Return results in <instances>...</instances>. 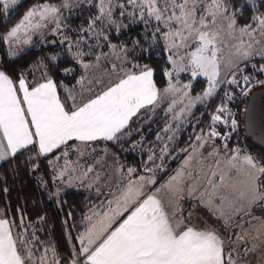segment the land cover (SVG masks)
I'll return each mask as SVG.
<instances>
[{
    "label": "snow or ice",
    "instance_id": "snow-or-ice-1",
    "mask_svg": "<svg viewBox=\"0 0 264 264\" xmlns=\"http://www.w3.org/2000/svg\"><path fill=\"white\" fill-rule=\"evenodd\" d=\"M20 12L0 0V165L58 207L73 188L95 201L66 212V255L38 235L46 213L6 205L0 264H264V153L229 144L243 123L264 145V79L245 71L264 74V0H33L8 28Z\"/></svg>",
    "mask_w": 264,
    "mask_h": 264
},
{
    "label": "trees",
    "instance_id": "trees-1",
    "mask_svg": "<svg viewBox=\"0 0 264 264\" xmlns=\"http://www.w3.org/2000/svg\"><path fill=\"white\" fill-rule=\"evenodd\" d=\"M33 2V0H21V12L20 15L12 14L11 23L7 24V27L10 28L13 26L18 20L21 18L23 11L27 9L28 6ZM6 20L3 17H0V34L5 32L7 28L5 27ZM32 54L38 53V48H34L31 50ZM0 58L7 60V56L5 54L3 44H0ZM30 57H25L20 60L19 63L26 62ZM5 67L11 68V64H5ZM251 74L252 69H248ZM258 76L260 79L263 78V74L261 73H253ZM206 85L203 82H197L195 84V91L199 92ZM247 98H245L244 103H246ZM244 104H240V107L237 109L233 107V111L239 112L238 119L240 121L243 120V109ZM196 115L200 114L201 109L197 108ZM207 119V116L204 117ZM156 125V128H151V131L145 128V135L149 140H153L155 136V131L158 127L163 126V120L161 119ZM191 131V127H186L180 134L178 143L180 146H183L185 141L188 140V134ZM226 131V130H225ZM239 142L240 146L245 148L247 151L251 152L253 155H260L264 152L259 149L253 147L249 139L246 137L245 132L242 127V123L239 129V135L233 134V139L229 141L230 146H235V144ZM121 159L123 162H127L132 164L133 166H138L142 160H146V154H136L133 152H124L120 153ZM176 163L172 164L174 167ZM6 182V184H5ZM7 186L10 191L7 195H5L2 191L3 187ZM63 199L67 201L61 207H58L53 201L48 200L46 194L43 193L37 187L36 181L32 176L27 175L22 169L19 175L14 176L13 172L9 169L7 165H0V209L5 208L6 205L10 206L9 218L16 220L19 223L20 213L17 211L18 208H23L25 210V214L28 217L29 221H35L37 219L38 214H47L48 224L46 227L51 229V236L46 237L44 234L38 233L41 235L42 239L50 238L52 239L62 255H66L69 250L68 242L64 235V224L63 221L66 219V212L72 211L74 214V219L69 220V224L77 223L80 221V218L86 212L87 205L89 202V197L83 191H75V190H66L63 194ZM37 201L36 204H33V201ZM27 222V221H26ZM75 235V232H73ZM74 242V241H73ZM256 259V257H252Z\"/></svg>",
    "mask_w": 264,
    "mask_h": 264
},
{
    "label": "rangeland",
    "instance_id": "rangeland-1",
    "mask_svg": "<svg viewBox=\"0 0 264 264\" xmlns=\"http://www.w3.org/2000/svg\"><path fill=\"white\" fill-rule=\"evenodd\" d=\"M3 48H4V51H5V54H6V56L8 57V54H7V45H4L3 44ZM262 62H264V61H260V58L259 57H256V58H254L253 59V61H252V63H255V64H257V65H259V63H262ZM248 69H252V67H251V64H249L248 65V67L245 69V71L248 73V74H250L249 73V71H248ZM253 74V72H251V74L250 75H252ZM263 76H264V74H263ZM202 79V78H201ZM257 89H260V87L259 86H257V87H255L252 91H254V90H257ZM160 113H161V119L163 120V110H160ZM160 119V120H161ZM207 119H208V117H207ZM206 119V120H207ZM205 120V121H206ZM146 129H148L149 128V126L148 125H145L144 126ZM151 128H156V125L155 124H153V125H151ZM182 132V131H181ZM180 132V133H181ZM179 133V134H180ZM249 152V151H248ZM133 153H136V154H139L140 153V151L139 150H137V151H135V152H133ZM249 153H251V152H249ZM252 154V153H251ZM127 163V162H126ZM67 190H69V189H67ZM87 192H85L86 194H87V196L89 197V202H88V205L90 204V203H92V202H94L93 200H95V196H94V192H90V191H88V190H86ZM89 193V194H88ZM87 211V210H86ZM73 243H75V241L73 242ZM257 243H259L258 241H257Z\"/></svg>",
    "mask_w": 264,
    "mask_h": 264
},
{
    "label": "water",
    "instance_id": "water-1",
    "mask_svg": "<svg viewBox=\"0 0 264 264\" xmlns=\"http://www.w3.org/2000/svg\"><path fill=\"white\" fill-rule=\"evenodd\" d=\"M261 91H262V89L260 88V89L254 90V91H252V92L255 93V94H257V98L259 99V94L261 93ZM251 96H252V93L249 94V98H250ZM247 102H248V98H247V100H246V103H247ZM244 118H245V117H244V113H243V120H244ZM243 120H242V122H243ZM242 127H243L244 132H246V129H245V126H244L243 123H242ZM245 135H246V134H245ZM246 137L249 139V142H250V144H251L253 147L259 149V150L262 151V152H264V145H261L256 137L247 136V135H246Z\"/></svg>",
    "mask_w": 264,
    "mask_h": 264
},
{
    "label": "crops",
    "instance_id": "crops-1",
    "mask_svg": "<svg viewBox=\"0 0 264 264\" xmlns=\"http://www.w3.org/2000/svg\"><path fill=\"white\" fill-rule=\"evenodd\" d=\"M124 163H125V162H124ZM125 164H127V165H132V164H130V163H125ZM176 166H177V165H175L174 167H176ZM71 190L87 192L86 189H79V190H77V189L73 188V189H71ZM88 194H89V193H88ZM93 201H95V200H93ZM182 203H183V202H182Z\"/></svg>",
    "mask_w": 264,
    "mask_h": 264
},
{
    "label": "built area",
    "instance_id": "built-area-1",
    "mask_svg": "<svg viewBox=\"0 0 264 264\" xmlns=\"http://www.w3.org/2000/svg\"><path fill=\"white\" fill-rule=\"evenodd\" d=\"M262 79H264V76H263V78ZM254 89V88H253ZM219 142V141H218Z\"/></svg>",
    "mask_w": 264,
    "mask_h": 264
}]
</instances>
